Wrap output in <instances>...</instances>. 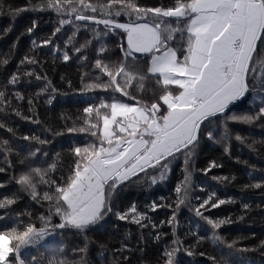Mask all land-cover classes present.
<instances>
[{
    "label": "snow or ice",
    "instance_id": "obj_1",
    "mask_svg": "<svg viewBox=\"0 0 264 264\" xmlns=\"http://www.w3.org/2000/svg\"><path fill=\"white\" fill-rule=\"evenodd\" d=\"M4 8V0H0V11ZM25 10L52 12L57 17L51 36L41 39L39 44L32 40L29 52L52 44L65 26L70 29L71 35L64 40L63 48L56 45L52 52L53 55L59 52L61 62L78 63L81 69L78 87L73 88L72 80L63 75L60 80L87 99L75 118L61 114L63 126L59 130L42 127L36 111L40 98L46 96L50 105L62 94L46 72L41 75L37 71H43V62L36 55L25 53L15 72L0 76V130L11 135V143L8 139L0 140V154L6 165L0 167V173L6 168L12 172L0 187L14 182L19 193L43 208L36 217L40 224L37 227L30 212L9 215L19 198L15 193L0 198V210L4 213L0 221H5L0 224V264H43L35 256L26 260V250L46 242L48 237L66 233L78 235L83 246L73 248L75 258L71 260L63 246L56 247L47 264H91L87 233L103 229L111 218L135 224L142 231L138 243L132 246H129L130 233L126 232L120 248L114 250L118 258L111 259L109 264H140L132 257H143L141 245L148 240L159 245L169 235L162 231L165 226L170 227L171 239L162 245L157 264H181V253L204 257L203 251L195 249L205 243L219 253V257H208L212 264H250L245 254L264 249V240L252 248L238 246L237 239L226 240L220 230L232 222L231 215L213 218L205 213L234 204L235 200L222 199L215 190L205 189H201L206 191L203 199L194 197L193 173L207 175L223 166L211 159L202 169H195L203 140L222 145L223 153L230 156L233 138L240 143L244 140L239 134L232 136L229 122L251 125L264 121V101L251 113L234 111L257 88L264 93V0H172L168 5L141 4L139 0H36L35 3L28 0L27 8L9 7V15L14 19ZM35 27L33 21L26 32L33 33ZM81 32L87 37L83 41L78 39ZM112 35L116 36L121 53L116 61L109 58L106 44ZM88 50L92 51L91 58L85 55ZM8 63V57L0 58V66ZM84 68L89 71H83ZM148 81L154 82L160 91L146 89ZM33 83L38 90L32 95L26 97L18 90ZM133 92L140 95L150 92L151 102L137 99ZM25 101L27 115L13 104ZM13 115L36 126L40 134L16 136L14 129L5 124ZM49 134L51 139L47 138ZM79 134L85 138L76 143ZM65 136L69 147L62 151L71 160L67 165L62 151L49 155L53 141ZM19 142H26L24 155L12 147ZM257 143L254 140L247 147L254 149ZM259 143L264 144V140ZM11 155L17 157L19 171L15 170ZM178 160L182 161V178L167 200L160 197L159 202L142 207L135 202L122 207L121 197L127 189L165 182ZM255 172L253 166L247 173L253 183L243 188L264 194V175L257 179ZM235 178L211 176L220 186ZM182 207L188 208L197 221L194 226L189 224L184 233L192 240L188 246L178 234ZM158 208L167 209L170 215L156 224L149 212ZM241 209L247 213L252 206L242 203ZM22 215L29 222L25 223ZM53 218L58 222L54 223ZM200 222L205 226L206 237L199 234ZM145 229H151L147 236L143 233ZM107 250L100 245L101 260Z\"/></svg>",
    "mask_w": 264,
    "mask_h": 264
},
{
    "label": "trees",
    "instance_id": "obj_2",
    "mask_svg": "<svg viewBox=\"0 0 264 264\" xmlns=\"http://www.w3.org/2000/svg\"><path fill=\"white\" fill-rule=\"evenodd\" d=\"M35 3L36 0H31ZM96 2V0H92ZM141 4L154 5L156 3H162L168 5L172 0H139ZM5 8L0 11V58H9V63L6 66H0V76H9L17 70V64L19 59L23 57L25 53L30 55H36L37 59L43 62V71L37 69L41 72L47 73L48 78L52 80L53 85L59 90L61 95H57L52 103L49 105L46 103V96H42L36 105V111L39 113L40 120L43 126L52 127L54 130H59L63 124L59 119L61 114L71 116L75 118L83 107L86 106L83 101L87 99L84 96L78 95L70 90L65 82L60 80V76H65L66 79H71L73 88L79 86L78 74L81 70L78 63L69 61L61 62L59 52L53 55L52 49L59 45L63 48V42L67 39L68 35H71L70 29L65 26L61 33H57L56 37L53 38V43L48 46L40 47L36 52H29L32 48V40H36L39 44L40 40L51 36V33L56 26L55 21L57 19L56 15L52 12H33L30 10L21 11L13 19L9 15V7L11 9L27 8L28 0H4ZM36 21V27L33 33L28 34L26 29L32 26V22ZM124 22V21H122ZM10 29L9 31H5ZM86 34L81 32L78 34V39L83 41ZM15 44V51H12L13 45ZM108 51L110 53L111 60H119L121 53L118 48V40L116 36H109L106 40ZM175 46V45H173ZM69 55L72 56V52L69 51ZM85 55L92 57V51L88 50ZM53 61L55 65L53 66ZM83 71H89L88 68L82 69ZM145 88L150 91L159 92L160 88L155 85L154 82L148 81L145 84ZM20 90L27 97L28 95L34 94L38 90V86L33 83L31 87H21ZM137 96V99L151 102L150 92L140 95L135 92L132 93ZM261 101H264V93H261L257 88L254 90L248 99L240 104L234 111L237 114L251 113L253 110H258L261 106ZM14 106H18L23 110L25 115L27 112V104L21 102ZM6 126L12 127L14 129L16 136L32 135L33 132L40 134V129L36 126L19 121L14 115L10 121H5ZM70 126V125H69ZM229 128L231 130L232 136L239 134L244 142H237L234 138L230 145V156L225 155L222 151V145L214 144L211 141L205 139L200 145L198 155L195 160V169H202L206 166L208 160L216 159L218 163L223 166L218 169H212L207 175L202 174L199 171H194L193 173V196H200L202 199L206 196V191L215 190L217 195L222 199H227L232 197L235 200L234 204L221 205L217 209H212L210 212H206V215H210L213 218L216 217H228L231 215L232 222L222 227L220 234L223 235L226 240L231 241L233 239L239 240L238 246L244 247H255L259 244L261 240H264V194L260 190H250L244 189L243 185L253 183L252 180L248 178L247 173L253 168L256 169L254 175L257 179L261 178L264 173V144H260L259 141L264 140V121H256L251 125H245L235 122H229ZM45 138L44 136L41 137ZM48 139H51L49 134ZM84 134H79L76 139V143H80L84 140ZM8 139L11 143V135L5 130H0V140ZM219 139V136H217ZM258 143L254 145V149L247 147L248 144L253 141ZM13 148L21 152V155L25 154L26 142H19V144H13ZM69 147L68 137H58L53 141L49 149V155L55 151L66 150ZM62 156L65 165L71 163L70 158L67 153L62 151ZM13 166L16 171L20 170V166L17 163V157L15 155L10 156ZM3 155L0 154V167H6L2 162ZM246 161L247 163H243ZM182 167V161L178 160L172 167V172L169 178L157 185L149 186L148 184L134 185L127 189L122 194V207L130 205L135 202L138 206H144L152 201H158L160 197H164L166 200L173 192L176 182L182 178L180 169ZM12 172L6 171L0 173V183L8 180V177ZM227 175L229 177L235 176V180L231 183L220 186L215 181L211 180V176H223ZM205 189L206 191H201ZM16 194L19 198L17 203L12 206V210L9 215L14 216L16 213L23 214L24 212H30L32 214L33 222H36V226L40 227V224L36 221V217L43 211L41 205L36 204L27 195L19 193L17 191V186L14 182L6 184L4 187H0V198L7 195L12 197ZM174 198V197H173ZM195 203V199H193ZM242 203H249L252 206V210L245 213L241 209ZM257 205H260L258 208ZM46 207V205H44ZM3 210H0V215H3ZM47 215V213H44ZM152 217V221L159 224L160 220H166L167 215L170 212L164 208H158L154 213L149 212ZM243 217V219H238V217ZM24 222H29L26 217L21 216ZM178 219L180 221V227L178 229V234L181 239L184 240L185 246L192 244L191 238L185 237L184 233L188 230L189 224L193 226L197 223L193 219L192 213L188 208L182 207L180 213L178 214ZM5 221H0V224ZM53 222L56 223L58 220L53 218ZM201 223L200 235L207 236V232L204 230L205 226L203 222ZM141 229L132 223L128 222H118L115 218L108 220V223L104 225L103 229L94 230L87 233L89 236L88 244V259L91 264H109L110 260L113 258H118L114 255V250L119 249L121 246V241L124 240V234L130 233L129 246L136 245L138 243V237L141 234ZM148 231L151 229L143 230L145 236H147ZM163 232L169 233L158 245L154 241L148 240L144 245L143 257L135 255L132 257L133 260L140 262V264H157L159 256L162 254V245L169 243L170 227L165 226L162 229ZM100 245L106 246L108 249L104 255L103 260L99 258ZM63 246L65 248V254L68 259H74L72 255V250L76 246H83L82 239L76 234H64L63 236L57 234L54 237L46 238V242H41L40 245L35 247H30L26 250L27 256L26 260H30L32 256L37 257L38 260H42L43 264H47V259L50 255H53L52 251L54 248ZM196 252L203 251L205 253L204 257L199 255H194L193 257H187L183 253L180 254L181 264H212V261L208 259L210 255H216L219 257V253L213 250V248L205 243L202 246H197ZM128 255V253H125ZM250 264H264V249H257L256 251H251L245 254Z\"/></svg>",
    "mask_w": 264,
    "mask_h": 264
}]
</instances>
